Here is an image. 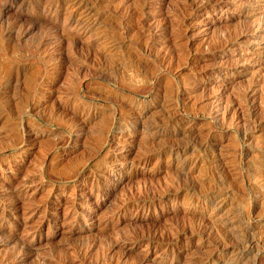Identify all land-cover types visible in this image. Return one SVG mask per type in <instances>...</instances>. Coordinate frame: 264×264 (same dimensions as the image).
<instances>
[{"label": "rangeland", "instance_id": "1", "mask_svg": "<svg viewBox=\"0 0 264 264\" xmlns=\"http://www.w3.org/2000/svg\"><path fill=\"white\" fill-rule=\"evenodd\" d=\"M0 264H264V0H0Z\"/></svg>", "mask_w": 264, "mask_h": 264}, {"label": "bare ground", "instance_id": "2", "mask_svg": "<svg viewBox=\"0 0 264 264\" xmlns=\"http://www.w3.org/2000/svg\"><path fill=\"white\" fill-rule=\"evenodd\" d=\"M108 141V140H107ZM107 144V143H106ZM186 233H187V231H186ZM199 233V232H198Z\"/></svg>", "mask_w": 264, "mask_h": 264}]
</instances>
